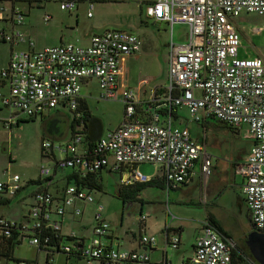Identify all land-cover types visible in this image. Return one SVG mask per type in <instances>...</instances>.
<instances>
[{
    "label": "built area",
    "instance_id": "2783aa9c",
    "mask_svg": "<svg viewBox=\"0 0 264 264\" xmlns=\"http://www.w3.org/2000/svg\"><path fill=\"white\" fill-rule=\"evenodd\" d=\"M87 1V14L91 16L93 3ZM60 8L73 10L75 1L60 2ZM147 11L156 21H165L170 26H189L186 42L170 45L166 95L156 102L164 108L186 109L193 122L213 118L233 128L246 126L253 145L239 168L244 178V206L253 230L264 232V62L260 58L237 56L240 35L232 22L243 12L264 17V0H155ZM43 19L47 22L49 15ZM24 23L25 16L19 8L0 1V39L3 42L11 45L24 42L26 39L20 30ZM28 45V50L13 49L7 67L0 70V78L8 84L7 94L0 93V96L5 107H15L27 116H38L63 106L75 110L85 78L97 80L99 99H115L120 64L127 55L139 49L141 39L126 30L107 29L93 34L88 46L62 43L34 49L30 39ZM121 101L122 123L94 142L95 159L87 161L82 155L75 154L76 144L81 140V136L75 135L65 148L73 155L59 159L56 162L58 168L79 167L83 171H93L109 166V156H112L116 169L140 163L153 165L155 175L163 176L164 188L187 182L196 162H200L199 170L205 177L211 174L210 155L204 145L191 138L186 128L174 127L169 121L159 124L136 119V101L131 88L122 90ZM50 147L48 140L42 142L44 150ZM40 174L48 176L50 169L43 166ZM151 179L152 176L134 169L120 179V184L145 183ZM19 188L18 175L10 176L7 183H0V191L8 195L15 194ZM33 199L32 227L41 229L43 224V229L58 230L59 223L50 220L47 208L53 200L52 195L36 191ZM76 200L95 202L91 192L70 185L55 213L62 215L71 207L73 215L78 216L80 209L74 206ZM102 212L103 205L95 203L91 238L77 250L79 256L97 260L100 264L145 263L148 256L143 251H118L105 245L103 238L109 233L110 225ZM13 224L0 217V234L9 236V226ZM69 237H76V233L72 231ZM30 242L38 245L39 239L31 238ZM140 242L153 246L156 238L143 235ZM177 242L178 237L173 238L172 246ZM74 246L67 243L61 249L68 254ZM234 248L232 239L222 236L205 220L193 255L181 264H233ZM19 264L34 263L21 260ZM252 264L257 263L253 261Z\"/></svg>",
    "mask_w": 264,
    "mask_h": 264
},
{
    "label": "crops",
    "instance_id": "0c3cea01",
    "mask_svg": "<svg viewBox=\"0 0 264 264\" xmlns=\"http://www.w3.org/2000/svg\"><path fill=\"white\" fill-rule=\"evenodd\" d=\"M0 1L4 2L3 0ZM16 1L17 0L11 1L10 6H15L18 8V6L15 4ZM49 1H53V3L52 2L48 3ZM63 1H67V0H47V2L44 1L45 3L43 4V7L45 13L41 15V20L45 24L44 29L37 28V21L36 20L33 21L32 19L29 18L30 12L28 11L27 12L28 15H27L26 12L23 10L24 11L23 14L25 16V23L23 26L20 27V30L25 36L26 40L24 42H20L17 45H11L10 43L3 42L0 39V70L7 67L10 60V54L13 49H26V50L29 49L28 39L32 40L34 44L33 45L34 49H40L49 46L47 45V42L50 43V46H55L62 43H74L80 46H88L90 43L91 36L93 34L101 33L107 29H119L120 27H126V26H129L130 28L129 32L136 34L134 32L137 31L143 35V37H141L143 39L141 40V46L143 45L142 48L140 46L138 50L127 55L120 64V73L117 76V88H116L115 99H112V102H105V104L109 108H116L117 113L122 114V120H123L124 110H122L123 103L121 101V92L123 89L131 88L134 92V98L136 101V112H135L136 119L142 122L156 121L159 124H165L168 123L169 121L171 122L172 126L174 123L181 124L180 126L182 128H186L189 131L190 136L194 141L205 146V149L207 153L210 155L212 160L211 174H209L206 177L199 170L200 162H196V164L194 165L190 179L184 184L179 185V187L176 186L173 188H162L163 176L160 173L155 175L153 165H152L153 166L152 171L149 173H145V175L147 176H152V178H157V181L160 182L159 186L156 185V183H154L153 185L160 187L163 192H166L167 196H170L171 193H176L179 191L181 192L184 189L185 193L189 198L188 199L189 202H191V196L193 195V193L197 191L198 192L197 197L200 200L199 202H201L205 206V210H204L205 213L203 214V216L200 218L199 221H196L195 227L193 228L194 230L193 238L188 242V245L185 246L184 248L185 245V241L183 239L184 221L183 219H181L180 213L171 206H169V201L165 202V207H163L162 211H160V213L162 212L164 214L162 216L161 221L155 222V224L152 225H149V222L147 220L148 218L147 215L144 216L145 214L143 212V209H140L139 210L140 220L138 219V221L140 222L136 231H131L130 229L124 231L120 229H116L114 231L111 223L108 221L106 217V213H104L105 210L103 208L102 217L110 225L109 233L103 239L107 247L114 248L118 251L133 250V251L145 252L148 256V262L151 264H181L182 261L190 258L193 255L195 243L200 235L202 223L206 220L207 215H211L215 220H217L213 213H211L210 211H206L208 210V206H218L217 202L220 203L223 199H225V201L227 202L226 206L228 208H232V206H234L238 209H241L244 206V200L242 194V185L244 182V178L239 168L242 164L245 163V160L248 157L249 153H247L242 163L239 164H237L236 161L235 163L234 162L229 163L227 161L220 162V160L216 158V155L208 151L207 148L208 146H206L204 142V138L206 136L205 128L207 127L206 123L210 118L198 124L202 127V133H200L197 127L190 128L187 120L186 123L182 121L181 114L183 113V111L187 112L186 109L175 106L171 108H164L161 107L158 104V102H156L159 98H162L163 96L166 95L165 86L167 84V65H168V58L170 53V45L175 44L172 41L171 28L173 27V25L186 26L187 31L185 36L187 40V36L189 33V26L187 24H173L172 26H170L165 21H156L153 18H151L148 15L147 7L150 4H152L155 0H132V4L134 5L133 8L134 10L136 4L138 5V9L136 8V10L138 11H134L133 14L135 17L139 15L140 18L139 21H134V19L136 18H133L131 22L128 21V23L126 21H113V20L104 21L102 19H94L93 11H95V14L103 13L104 5L109 3L111 0H92L93 9L91 16H88L87 14L89 10V2L87 0H74L75 9L70 11L63 10L60 8V2ZM117 1L122 2L123 0H117ZM28 5L29 7H31L30 6L31 2H28ZM85 10H86V14H85L86 18L83 19V17L81 18V15H83ZM45 14L49 15V20L47 22H45L43 19ZM142 19L150 20L153 24L158 25V27L162 26L164 30L168 29V27L170 28V35L164 37L165 39L163 43V47L168 51V56L164 68V77L162 79L158 78V72L156 71L158 66L157 62H153V61L146 62L147 56L145 55L144 49H145V39L148 36L143 33L142 28L139 26V24H141L142 22ZM235 19L236 18H233L232 22L240 35V46H241L242 36L244 31L242 27L238 26V24L236 23L237 19L236 20ZM108 26H113V27H108ZM259 28H262V25H260ZM245 30L250 33H257L259 29L257 27H251L250 25H248L247 28H245ZM138 34L136 35L138 36ZM40 36L42 37L47 36L48 41H46L45 43H41L40 45H38L39 47H37L35 41L37 42V39ZM185 42L186 41H184L183 43ZM237 56H238V52H237ZM243 58H260L264 62V58H262L259 55H254L252 57H243ZM90 81L94 82V87L96 88L97 91V98H95L96 100L95 99L93 100L97 101L99 99L98 97L99 87L97 80L95 78H85L82 81V85L88 86ZM7 92H8L7 81L0 78V93L1 95H6ZM196 94L199 95V92H196ZM78 101H79L78 104L79 108H76L75 110H70L72 113L75 112V115L79 121L78 125L74 123V129H76L75 132L71 131L68 122L64 124L65 126L64 125L57 126L55 125L54 120L51 119L52 118L51 113L48 112L43 113L44 115L42 119L49 121V126L46 129V135H44L41 139L40 150L42 153V157H44V159L48 161V165L47 166L42 165L41 167L44 166L49 168L50 174L48 176H45L44 179H41L40 177L36 179L35 177L34 178L25 177L23 179V177H21L17 173H9V169H6L8 179H10V176L12 175L19 176L20 188L13 195H8L7 193H5V191H0V215L4 216L10 221L21 222L22 224L24 225L26 224L28 226L29 224H27V222L19 221L22 219H18V217H16L17 216L16 208L17 207L20 208L21 214H24L26 212V215L23 216H27L32 204H34L33 194L36 191L49 192L53 197V201L51 205L49 204L50 206L48 205L49 207L48 209H50V212H52V214L50 213L51 218L53 220L58 221L59 223V227H60L59 231L61 236H69V234L72 231L76 233V239L74 243L75 246L73 251L79 250L91 238L95 203H98V201L96 200H94L95 201L94 203H87L81 200H76L74 206L80 209V214L78 216L73 215L71 207L66 208L65 213L62 215H57L55 213L57 207L61 205L62 202L61 199L64 195V189L67 188L69 185L73 186L72 181H70L71 180L70 173L72 172V168L60 169L56 166V162L61 158L71 157L73 155L72 153L66 151L65 148L69 143L72 142V139L74 138L75 135L81 136V140L79 142L80 146L75 147L76 149L75 154L82 156L85 155V152L87 150V145L89 144V141L85 138V136L81 135L80 134L81 132L78 134V132L82 128V123L80 120L83 119L84 113L91 114L92 112L90 109L92 105V99H87L80 92V99ZM2 105L3 104L1 102V96H0V111ZM57 109H59L60 111V109H66V108H64L63 106L62 108L60 107ZM143 112H145L146 114H143ZM68 119L70 123V120L72 121V118L70 119L68 117ZM122 120L115 128L108 129L107 131H104V129L101 128V122H100L99 127L101 129L96 138L101 137L107 134L109 131L119 127V125L122 123ZM222 124L224 125V123ZM243 127L246 126L239 127V130L242 129ZM66 128H68L70 131L69 132L70 142L61 141L55 145L54 141L51 138L63 137L66 133L65 132ZM239 130L235 132H238ZM246 130L248 133V137L251 139L253 145V139L251 138L247 128ZM44 140H48L51 143V147L48 150H44L42 148V142ZM93 142L94 141L92 140V143ZM209 148L217 150V147L214 148L209 147ZM50 161L52 162L51 165L49 164ZM109 161H110V165L104 169L109 172L118 174L119 183L121 182L120 181L121 178H125L128 174H130V171L137 169L141 172L140 170L141 165H144V163H140L130 167L127 165H123L120 166L118 169H116L115 162L112 156H109ZM10 169L12 170V168ZM74 169H77V167H74ZM39 173H40V169H39ZM99 178H100V174H99ZM100 181L101 180H99V184L101 186ZM133 184L137 185L141 183H133ZM133 184H128L129 188L126 187L127 185L124 186L123 184H120L119 188L125 189L124 191L127 193L126 196L132 195L134 198H139L141 202L139 192L133 194V189L135 187ZM221 193L225 194L226 197L228 198L220 197L219 194ZM131 203L132 200L130 204ZM25 205L27 206V208H23V206ZM170 211L173 212V214H171ZM8 212L12 213L11 218H9ZM246 213L248 216V212ZM141 216H144V219H141ZM219 228H221L224 232L228 233V231H226L225 228L222 227L221 225H219ZM143 235L155 236L156 244H154L153 246L143 245L140 242V237ZM175 237H178V242L176 246H172L173 245L172 239ZM230 239H232L235 242L233 237H231ZM28 240L29 243L32 244L30 242V238H28ZM62 243L63 242H61V244ZM36 246L38 247V245ZM188 246L190 247L188 248ZM41 253H43L45 256L44 259L45 264H55V263L57 264V262H59L60 257L57 256V260H54V257H56V255H62L64 260H62V258L61 260L63 261L64 264H74V263L100 264V262L97 260H86L78 256L77 253L74 252H70L72 254L69 253L67 254L64 253L62 249L58 251L57 248H55L54 246L49 247L48 250H46L45 248L38 247L34 258H29V257L20 258L15 256L14 253L13 256L18 260H26L34 264H39V257ZM52 258L54 261L51 263ZM72 261H76V262H72ZM0 264H7V262L0 259Z\"/></svg>",
    "mask_w": 264,
    "mask_h": 264
},
{
    "label": "rangeland",
    "instance_id": "374dc122",
    "mask_svg": "<svg viewBox=\"0 0 264 264\" xmlns=\"http://www.w3.org/2000/svg\"><path fill=\"white\" fill-rule=\"evenodd\" d=\"M44 1L47 2V0H32L31 7L28 5V0H17L15 4L21 12L24 13L25 11L28 15L27 12L29 11V18L33 21H37V28L44 29L45 24L41 20V15L45 13L43 7V4L45 3ZM10 2L11 0H5L4 4L10 6ZM51 2L53 3V1H49L48 3ZM133 8L134 5L132 4V0H123L122 2L111 0L104 5L103 13L95 14V11H93V15L94 19H102L104 21H126L128 23V21L131 22L133 18H136L134 21H139V15L135 17L133 14L134 11H138L136 10V8L138 9V5L136 4L135 10ZM85 14L86 10L83 15H81V18L83 17V19H85ZM236 19V23L239 27H242L244 31L241 46L238 50V57L243 58L259 55L264 58V18L256 13H243ZM248 25L251 27H257L259 30L257 33L247 32L245 28H247ZM260 25H262V28H259ZM139 26L142 28L143 33L148 36L145 39L144 49L145 55L147 56L146 62H157L158 66L156 71L158 72V78L162 79L164 77V68L168 56V51L163 47V43L165 39L164 37L170 35V28L168 27V29L164 30L162 26L158 27V25L153 24L150 20L143 19ZM121 28L126 31L130 30L129 26L120 27L119 29ZM186 31L187 27L184 25H173L171 28L173 43L181 44L186 41ZM134 33H139L138 36L140 38L143 37L140 32L136 31ZM43 37L40 36L37 39V42L35 41L37 47H39L38 45L41 43L48 41L47 36ZM141 40L143 39L141 38ZM47 45L50 46V43L47 42ZM81 94L87 99H92V105L90 108L92 111L91 115L99 119L101 122V128H103L104 131L115 128L122 120V114L117 113L116 108H109L106 106L105 102H112V100H93L97 98V91L94 87L93 81H90L88 86L82 85ZM45 112L52 114L55 112V109ZM60 112L66 116V122L69 124L68 117L71 119L73 113L67 108L60 109ZM26 118V114L21 113L20 110L15 107L7 108L3 105L1 107L0 183L8 182L6 169H9V173H17L23 177V179L25 177H35V179L38 177L41 179L45 178V176L40 175L39 169L42 165H48V161L42 157L40 150L41 139L46 135V120L40 118L39 115L35 117L34 120L23 121ZM181 118L184 123H186V120L188 121L190 128L197 127L199 129L198 131L202 133V127L198 125L200 123L191 121L187 112L183 111ZM6 122L10 123V126ZM180 125L181 124L176 123L173 124L174 127H181ZM206 126L204 142L206 146H208V151L216 155V158H218L220 162L227 161L229 163H235L236 161L237 164L242 163L252 145L246 127L235 132L223 127L221 122L213 118H210L207 121ZM65 132L66 133L63 137L51 138L55 145L61 141H69V129L66 128ZM76 146L79 147L80 143H77ZM209 147H217V150L210 149ZM49 164L51 165L52 162L50 161ZM10 168H12V170ZM152 169L153 166L150 164L148 165V163H144L140 168L141 172L144 174L151 172ZM100 180L101 189H93L91 193L94 200L103 205L105 210L104 213H106V217L111 223L114 231L116 229L122 231L130 229L131 231H136L140 222L138 221V219L140 220V209H143L144 216L147 215L149 225L155 224V222H160L164 215L162 212L160 213V211L165 207V202L169 201V206L178 211L181 215V219L184 221L183 239L185 241V248V246L188 245V242L193 238V228L195 227L196 221H199L205 213V206L199 202L200 200L197 197V191L193 193L191 196V202H189V198L184 189L181 192L171 193L170 196H167L166 192H163L160 187L156 185H148L139 191L141 202L132 201L130 204V199L126 198L123 200L118 194L120 185L118 174L103 169L100 173ZM219 196L222 198H228L222 193L219 194ZM226 203L225 199H223L220 203L217 202L218 206H208V210L206 211L213 213L218 220V223L228 231L231 237L234 238L235 243L244 249L246 247L244 239H246V234L251 231V224L246 213V208H244V206L241 209L234 206L228 208ZM23 208H27V206L25 205ZM8 213L9 218H11L12 213ZM16 213L18 219H21L23 215H26V212L21 214L19 207L16 208ZM170 213L173 214L171 211ZM189 247L190 246H188V248ZM37 248L36 245L29 243L28 238H23L21 243L16 246L14 255L20 258H34ZM57 256L60 257H58L59 262H57V264H64L62 261L64 260L62 255H56L54 260H57ZM44 259L45 256L41 253L39 264H45ZM54 260L52 258L51 263ZM250 260L252 262L254 261L252 256H250ZM9 264H15V262L9 261Z\"/></svg>",
    "mask_w": 264,
    "mask_h": 264
},
{
    "label": "trees",
    "instance_id": "16d2710c",
    "mask_svg": "<svg viewBox=\"0 0 264 264\" xmlns=\"http://www.w3.org/2000/svg\"><path fill=\"white\" fill-rule=\"evenodd\" d=\"M3 1H5V0H3ZM11 1H13V0H11ZM28 1L31 2L32 0H28ZM77 108H79V105ZM73 114L74 115L72 116V121L70 120V123L68 125L70 126L71 131L75 132L76 129H74V123H76L78 125L79 121L75 115V112H73ZM143 114H146V113L143 112ZM43 115L44 114H40L39 115L40 118H42ZM26 117L27 118L23 121L34 120L35 117H37V116H27L26 115ZM51 119L54 120L55 125L59 126V125H64L66 123L67 118H66V116H64L59 111V109H57V110H55L54 113H52ZM81 121H82V128L78 132V134L81 132L80 134L85 136V138L89 141V144L87 145V150L85 152V155H83V157L87 161H92L93 159H95V156H94L93 151H92L93 144L96 140H98L100 138V137L96 138L100 129H101L99 127L100 121L97 117L92 116L89 113H84L83 119H81ZM18 122H19V120H18ZM46 126L48 128L49 121H46ZM223 126L225 128L232 130V131L239 130V128H233V127L226 125V124H224ZM92 140L94 141L93 143H92ZM104 168H106V167L102 166V167H100L96 170H93V171H91V170L83 171V169H80L79 167H77V169H74V167H72V172L70 173L71 174V176H70L71 180L70 181H72L73 186L76 189H86L89 192H92L93 189H101V186L99 184V180H100L99 174H100V171ZM163 180L164 179H162V183L164 186L162 185V188L165 187V182H163ZM154 183H156V185L159 186L160 182L157 181V178H152L147 183H141V184H137V185L133 184L135 186L133 189V194L141 191L144 187H146L148 185H153ZM126 187L129 188L128 185ZM65 190H66V188L64 189V194H65ZM124 190L125 189H123V188H119V190H118L119 195H121L120 197H122L123 200L128 198L132 201H135V200L140 201L139 198H134L131 194L130 195L132 197L126 196L127 193ZM43 192H47V191H43ZM63 197H64V195H63ZM63 197L61 199V201H62L61 203H63ZM51 203H50V205H51ZM32 206H33V204H32ZM47 208H49V207L47 206ZM48 210L50 212V209H48ZM30 213H31V210H29V213L27 216H23V217H21L22 220H19V221L27 222V224H29V226L26 224L24 225L21 222L12 221V222H14V224L12 226H9L10 235L6 236L4 234H0V259L6 261L7 264L9 263V261H13V262H15V264H19V262L21 261V260L14 258L13 253H14V248L20 244V242L22 241L23 238H30L31 239V238L37 237L39 239L38 247L39 248H45L46 250H48L49 247L54 246L55 248H57L58 251H60L63 244L64 245L67 244L66 242L70 243V245H73L75 243L76 237L61 236L60 231H59L60 227L58 228V230L52 229V228L43 229V224H41V227H40L41 229L32 227V225H33L32 221L33 220L31 219ZM50 213L52 214V212H50ZM51 214H50V220H53L51 218ZM0 217L5 218L4 216H1V215H0ZM5 219H7V218H5ZM248 219H249V214H248ZM206 220L222 236H224L226 238H231V236L227 232H224L221 228H219L220 224L218 223V220H215L211 215H207ZM8 221H10V220H8ZM46 221L47 220H45V222ZM61 242H63V243L61 244ZM71 252L77 253V255L79 256L78 251H71ZM69 254H72V253L69 252ZM250 256H251V254L249 253L247 247L242 249L237 244H235V248L232 252V263L233 264H252V261L250 260ZM28 262H30V261H28ZM143 264H151V263H149L147 260Z\"/></svg>",
    "mask_w": 264,
    "mask_h": 264
},
{
    "label": "water",
    "instance_id": "95a60500",
    "mask_svg": "<svg viewBox=\"0 0 264 264\" xmlns=\"http://www.w3.org/2000/svg\"><path fill=\"white\" fill-rule=\"evenodd\" d=\"M245 245L247 246L252 258L258 264H264V232L252 229L246 235Z\"/></svg>",
    "mask_w": 264,
    "mask_h": 264
},
{
    "label": "clouds",
    "instance_id": "9594fccd",
    "mask_svg": "<svg viewBox=\"0 0 264 264\" xmlns=\"http://www.w3.org/2000/svg\"><path fill=\"white\" fill-rule=\"evenodd\" d=\"M249 221H250V219H249ZM251 224V223H250ZM253 228H252V226H251V230H252ZM249 251V250H248ZM250 253V252H249ZM255 261V260H254ZM256 262V261H255ZM257 263V262H256ZM258 264V263H257Z\"/></svg>",
    "mask_w": 264,
    "mask_h": 264
},
{
    "label": "bare ground",
    "instance_id": "6f19581e",
    "mask_svg": "<svg viewBox=\"0 0 264 264\" xmlns=\"http://www.w3.org/2000/svg\"><path fill=\"white\" fill-rule=\"evenodd\" d=\"M60 169H65V168H60Z\"/></svg>",
    "mask_w": 264,
    "mask_h": 264
},
{
    "label": "flooded vegetation",
    "instance_id": "af4514ba",
    "mask_svg": "<svg viewBox=\"0 0 264 264\" xmlns=\"http://www.w3.org/2000/svg\"><path fill=\"white\" fill-rule=\"evenodd\" d=\"M244 242H245V239H244ZM247 247V246H246ZM248 249V248H247Z\"/></svg>",
    "mask_w": 264,
    "mask_h": 264
}]
</instances>
